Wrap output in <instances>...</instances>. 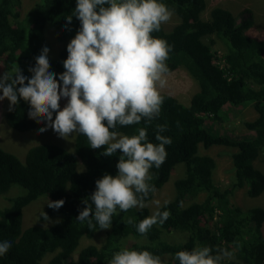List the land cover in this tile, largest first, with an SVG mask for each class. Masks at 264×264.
Here are the masks:
<instances>
[{
    "label": "trees",
    "instance_id": "16d2710c",
    "mask_svg": "<svg viewBox=\"0 0 264 264\" xmlns=\"http://www.w3.org/2000/svg\"><path fill=\"white\" fill-rule=\"evenodd\" d=\"M161 2L178 14L179 21L170 30L162 25L152 35L172 46L166 62L169 71L184 67L199 89L189 105L161 92V114L150 125L142 121L115 129L132 135L145 127L148 141L158 143L156 126H167L162 135L170 137L172 143L165 146L166 160L159 169L153 166L150 170V183L156 191L145 199V208L118 212L109 229L91 230L76 217L86 206L83 200L94 192L95 181L106 173L117 174L119 151L105 156L103 149H91L87 138L80 134L75 137L72 153L58 143L44 142L27 148L21 159L0 146V196L18 187L16 195L9 197V204L0 207V241L12 245L6 255L0 256V264H108L112 255L124 247L149 250L160 257L168 256L164 264H179L174 258L177 251L198 246H210L214 255L218 249L231 252L232 256L221 264H264V207L243 208L231 200L238 188H246L251 198L264 193V170L255 164L264 155V39L246 33L254 21L248 7L235 17L217 6L204 18L206 0ZM20 6L21 0H0V57H5L6 70L19 66L25 76L31 77L29 68L35 66V58L45 46L51 49L45 28L55 27L66 42L56 57L48 52L49 70L58 78L65 70L67 44L80 28L75 17L70 25L66 23L76 0H37L25 16ZM217 42L224 47L218 58L220 64L213 62ZM248 104L257 117L243 122L248 129L246 137L214 133L208 127L207 122H223L228 107ZM29 108L22 99L12 111L8 106L4 111L8 125L21 132L38 129L41 124L29 118ZM216 144L235 148L231 153L234 180L225 187L214 180L215 158L200 152L201 146L209 149ZM76 155L84 164L83 171L77 169ZM180 165L184 171L174 181L173 197L166 200L167 205L164 201L156 208L170 211L168 220L141 236L135 224L149 216L147 204ZM41 197L65 201L58 210L48 204L43 209L49 220H57L49 223L40 217L37 223L24 228V209ZM128 217L134 219V224L126 223ZM102 230L105 237L101 245L89 244L75 255L85 238H93ZM175 231L185 234L182 241L169 238ZM47 256L50 258L45 262Z\"/></svg>",
    "mask_w": 264,
    "mask_h": 264
},
{
    "label": "clouds",
    "instance_id": "9594fccd",
    "mask_svg": "<svg viewBox=\"0 0 264 264\" xmlns=\"http://www.w3.org/2000/svg\"><path fill=\"white\" fill-rule=\"evenodd\" d=\"M172 14L161 0H76L66 23L70 25L75 17L80 28L67 44L65 70L58 78L49 70L46 46L35 58V66L29 68L31 77L25 76L19 66L0 75V101H9V111L21 99L27 102L29 118L45 125L39 134L48 128L66 140L80 134L87 138L91 149H103L105 156L119 151L117 174L106 173L95 181L94 192L83 200L86 206L76 217L91 230L109 229L118 212L145 208V199L156 191L150 183V170L153 166L159 169L166 160L165 146L172 143L170 137L162 135L167 126H156L158 143L148 141L145 127L132 135L115 129L142 121L150 125L161 114L164 96L160 90L166 86V62L172 46L152 34L159 32ZM62 97L67 99L63 108ZM64 203L63 199L47 202L54 210ZM169 216L170 211L158 208L135 224L136 230L146 236ZM40 217L45 222L50 219L44 211ZM126 223L134 224V219L128 217ZM11 246L10 241H0V256L6 255ZM231 256L226 249H218L214 255L210 246H198L177 251L174 258L179 264H221ZM108 264L163 261L149 250L124 247L112 255Z\"/></svg>",
    "mask_w": 264,
    "mask_h": 264
},
{
    "label": "rangeland",
    "instance_id": "374dc122",
    "mask_svg": "<svg viewBox=\"0 0 264 264\" xmlns=\"http://www.w3.org/2000/svg\"><path fill=\"white\" fill-rule=\"evenodd\" d=\"M37 0H21V13L22 16L31 9ZM222 6L229 11H231L235 17L240 16V11L245 7L251 9L253 14V24L246 29V33L252 37L257 39H264V0H206V8L203 13L204 18H208L210 16V12L212 8ZM171 19L163 24L166 30H170L176 23L179 21L178 14L172 12ZM240 19V18H239ZM45 37L48 42L51 44V49L49 51V55L55 57L60 49L65 45L64 38H60L59 31L55 27L45 28ZM223 44L217 42L214 45V51H216L217 58L214 59V63H219L221 60H218L223 55ZM5 57H0V75H3L6 70L5 66ZM223 63V62H222ZM221 63V64H222ZM220 64V63H219ZM166 86L162 88L160 91L173 95L179 101L183 102L186 105H189L192 99V95L198 91L199 85L197 81L188 73V71L184 67H179L168 71L165 76ZM2 94V93H0ZM67 103L66 98H61V108H63ZM9 106V101L4 99L0 101V146L4 149L16 154L19 158H22V154L26 153L27 148L32 147L34 144H40L44 142L49 143H58L64 146L71 153L74 152L75 145V137L77 134H73L66 140L58 136L56 132H54L51 128H48L43 134H39V129L44 127L45 125L41 123L38 129L30 131V132H21L17 129L12 128L5 120L4 111ZM257 117L256 111L251 105L244 106H231L228 107L225 111V115L223 117V122L219 121H211L207 122L208 127L214 133H226L236 137H246L248 134V129L244 125L243 122L248 120H253ZM55 118V113L53 114V119ZM235 151V148H231L229 146L216 144L210 147L209 149H205L202 146L200 147V152L202 154H209L213 156L216 160V168L214 170V180L221 186H228L234 180V169L232 164L231 153ZM23 154V155H24ZM21 156V157H20ZM77 160V169L78 171L84 170V164L81 161L80 157L76 155ZM257 167L264 170V155H260V157L255 161ZM184 171L183 165L177 166L171 175L170 180L155 193L153 199L147 204L150 210V215H152L156 208L163 203L164 201L171 199L174 195V181L177 177H179ZM18 187H13L10 193L0 196V207H3L9 204V197L12 195H16ZM21 190V188H20ZM50 200V199H49ZM231 200L237 205L248 208L254 205H262L264 207V193L259 195L258 197L251 198L247 195L246 188H238L235 191V194L231 198ZM48 199L46 197H41L31 204H29L24 209L23 215V227H28L37 223L40 218V213L43 211L45 206L47 205ZM57 218L54 219L56 221ZM53 220H49L48 222H54ZM262 231L264 233V224ZM105 237V232L102 230L93 238H85L83 243L76 250L75 255L79 252V250L88 246L89 244H95L97 246L101 245ZM185 237L183 232H173L169 235V238L175 241H182ZM50 256L45 257V262L48 261ZM163 264L169 260L168 256L161 257Z\"/></svg>",
    "mask_w": 264,
    "mask_h": 264
}]
</instances>
